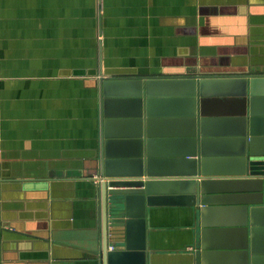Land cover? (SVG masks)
Wrapping results in <instances>:
<instances>
[{
  "label": "crops",
  "instance_id": "crops-1",
  "mask_svg": "<svg viewBox=\"0 0 264 264\" xmlns=\"http://www.w3.org/2000/svg\"><path fill=\"white\" fill-rule=\"evenodd\" d=\"M190 70L264 72V0H0V264H99V82ZM191 211L151 209L155 251Z\"/></svg>",
  "mask_w": 264,
  "mask_h": 264
},
{
  "label": "water",
  "instance_id": "water-1",
  "mask_svg": "<svg viewBox=\"0 0 264 264\" xmlns=\"http://www.w3.org/2000/svg\"><path fill=\"white\" fill-rule=\"evenodd\" d=\"M186 72L99 82V264H264V72ZM160 207L192 210L174 253L151 246Z\"/></svg>",
  "mask_w": 264,
  "mask_h": 264
}]
</instances>
